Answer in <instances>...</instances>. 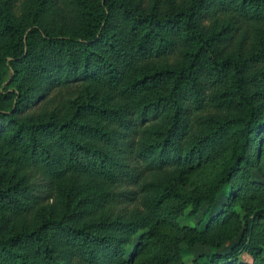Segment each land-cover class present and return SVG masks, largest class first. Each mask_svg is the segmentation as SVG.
Wrapping results in <instances>:
<instances>
[{"label":"trees","instance_id":"16d2710c","mask_svg":"<svg viewBox=\"0 0 264 264\" xmlns=\"http://www.w3.org/2000/svg\"><path fill=\"white\" fill-rule=\"evenodd\" d=\"M18 2L0 0V264H184L181 244L264 264V0Z\"/></svg>","mask_w":264,"mask_h":264},{"label":"rangeland","instance_id":"374dc122","mask_svg":"<svg viewBox=\"0 0 264 264\" xmlns=\"http://www.w3.org/2000/svg\"><path fill=\"white\" fill-rule=\"evenodd\" d=\"M22 0H19L18 2V6L20 5V2ZM247 26H245L246 28ZM71 91V94L70 92L67 93V94H70V95H67L66 94V90L64 89L63 91L60 92V94L56 97V100H55V103H54V106L55 107L56 105H58L61 100H64L65 98H67L69 96V98H73L77 95V91L75 90H70ZM254 177H259L255 172H254ZM44 181L38 179L36 177L35 179V184H36V187H35V191H34V194L36 196H39V200L40 201H44V202H47L48 201V196H49V193L46 191V188H45V185L42 183ZM45 188V189H44ZM121 190H115V192H120ZM121 208H123V205L117 203L113 206V210L114 212H118L121 210ZM203 210V209H202ZM201 213L200 212L197 216H195L194 218L192 219H181L180 220V225L181 226H195L198 224L199 220H200V217H201ZM137 241V236H135L134 238V242L136 243ZM181 247L184 249L183 251V254H182V261L184 264H193V260L201 255V254H207L210 252V248L208 247H205V246H202V245H195L193 246L192 248H188L185 244H181ZM241 260L243 261H250V257L246 254H242L240 257H239Z\"/></svg>","mask_w":264,"mask_h":264}]
</instances>
